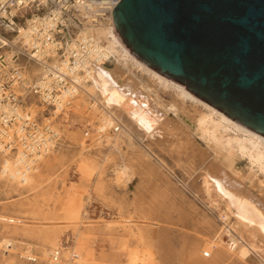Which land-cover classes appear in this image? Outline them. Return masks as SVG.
<instances>
[{"label": "bare ground", "instance_id": "obj_1", "mask_svg": "<svg viewBox=\"0 0 264 264\" xmlns=\"http://www.w3.org/2000/svg\"><path fill=\"white\" fill-rule=\"evenodd\" d=\"M18 28L19 33L14 31L10 39L0 36V65L17 70L20 80L12 85L13 98L23 117L31 122L43 106L32 102L22 107L20 103L43 74L45 63L35 56L40 61L36 63L24 35L27 29ZM82 33L91 34L114 58L112 67L85 74L84 85L66 108L84 116L87 125L96 130L91 136L77 137L76 171L84 186L67 187L70 196L62 212L43 211L40 202H44L46 193L41 177L59 143L40 148L27 168L19 160L20 134L6 129L7 137H0V195L6 199L19 197L12 205L19 215H0V264H27L32 259L36 264H91L92 254L84 242L93 233L94 223L86 216L84 206L92 199L116 212L115 220L107 224L134 242L135 255L138 249L146 251L153 264H242L244 257L254 252L260 253L264 263V189L253 179L257 171L264 174V137L139 61L122 44L110 21L98 25L86 21ZM47 53L51 63L60 62L54 48ZM20 55L28 58L17 68L15 62ZM44 122L51 125L55 142H59V133L65 131L63 125H54L50 119ZM116 125L120 130L113 133ZM229 130L240 136L223 141ZM195 136L207 139L209 151L201 148ZM85 139L93 140L87 146ZM7 141L14 142L15 152L3 149L1 144ZM146 141L150 145L144 144ZM105 142L109 151L102 153ZM151 144L174 155L176 164H165L151 151ZM235 150L248 156L257 170L252 171V167L245 175L238 172ZM92 151L96 156H91ZM114 153L121 159V165L114 169L115 185L125 186L140 179L131 201L112 196V188L103 179ZM198 165L200 173H196ZM174 168L193 176V184L200 180L201 199L197 198L216 214L217 220L177 187L166 173L172 174ZM66 230L74 236L70 246L62 242Z\"/></svg>", "mask_w": 264, "mask_h": 264}, {"label": "water", "instance_id": "obj_2", "mask_svg": "<svg viewBox=\"0 0 264 264\" xmlns=\"http://www.w3.org/2000/svg\"><path fill=\"white\" fill-rule=\"evenodd\" d=\"M112 17L139 61L264 137V0H120Z\"/></svg>", "mask_w": 264, "mask_h": 264}, {"label": "built area", "instance_id": "obj_3", "mask_svg": "<svg viewBox=\"0 0 264 264\" xmlns=\"http://www.w3.org/2000/svg\"><path fill=\"white\" fill-rule=\"evenodd\" d=\"M119 1L0 0L1 29L7 26L13 33H19L18 27L27 29L24 35L31 44L33 59H36L35 56L40 57L45 63L43 74L34 83L30 94L44 107L43 113L46 116L41 121L34 118L31 122L23 117L13 98L12 85L20 80L16 76L17 70L0 65V137H7L6 129L20 134L21 165L30 168L40 148L54 143L56 146V132L44 121L53 118L58 110V116L66 112L71 104L69 100L84 85L85 74L93 75L95 67L108 66L113 62L114 58L108 56L101 43L89 33L80 34V29L86 21L92 25L110 21L115 31L112 12ZM0 36L4 37L1 31ZM50 47L61 57L57 64L51 63L47 56ZM36 63L40 61L36 59ZM20 106L23 107V102ZM119 130L120 126L116 125L111 131L118 133ZM88 135L89 131L85 130L84 136ZM13 143L7 141L1 145L4 150L15 152L12 149ZM204 257L207 258L208 254L204 253ZM30 263H35V260H30Z\"/></svg>", "mask_w": 264, "mask_h": 264}, {"label": "rangeland", "instance_id": "obj_4", "mask_svg": "<svg viewBox=\"0 0 264 264\" xmlns=\"http://www.w3.org/2000/svg\"><path fill=\"white\" fill-rule=\"evenodd\" d=\"M3 36L10 39L14 33L8 28L4 27L1 29ZM26 55H20L19 59H17V68H21L19 64L26 63L27 60ZM109 67L113 66V63L108 64ZM30 89L28 88V95L20 97L23 102V107H27L32 102L36 105L38 103L34 99V97L30 94ZM20 96V95H19ZM43 107L38 110L37 115L35 116L36 120L41 121L46 116L43 113ZM63 115L58 116L56 119L51 118L54 125L60 123L63 125V129L65 130L60 134L59 142H57V150L52 156V160L49 163V167L43 171L41 181H42V189L46 193V197L44 198V202H40L41 208L43 211L54 212V214H58L64 210L66 206V198L70 196V191L67 189L68 186L72 184L77 186H84L83 181L79 178L77 174V153L79 151L80 141L77 137L84 136L85 130L89 131V134L93 135L96 130L93 126L87 125L88 123L85 121L86 118L82 115L76 114L72 111L66 110ZM169 117H173V114L170 113ZM57 129L58 127L55 126ZM59 130V129H58ZM60 131V130H59ZM238 137L240 134L234 130L227 131V135L222 139L225 141L228 137ZM201 148L209 151L207 147V139H203L202 137L195 136ZM83 139V138H82ZM86 140V139H85ZM93 140V139H92ZM92 140H86L85 144L88 146ZM144 144L150 145V142L146 141ZM85 145V146H86ZM152 145V144H151ZM225 150V149H224ZM102 153H107L109 151V147L106 142L101 147ZM151 151L159 156L165 164L169 167H172L176 164V157L169 156L168 154L159 151V149L152 145ZM226 151V150H225ZM236 159V170L242 174H246L252 167V171H256V166L252 165L249 161L248 156L241 155L237 150ZM91 156H96L95 152H90ZM55 158L56 160H54ZM60 159L61 161H59ZM59 162V163H58ZM121 165V159L117 153L113 154V163L106 168L105 174L103 175L104 181L112 188L111 194L116 198L124 197L125 200L131 201L134 193L139 188L140 179L136 178L129 184L125 186H117L114 183V169ZM172 174L166 171L168 175H171L173 182L176 183L177 187L183 189L188 192V199L194 201V203L202 210L206 211L208 215L217 220L216 214L207 208V206L201 202V197L199 196L200 192V184L197 181L193 180V176H188L182 173L181 169H175L172 171ZM201 172V166H197V172ZM259 173V174H258ZM256 180V185L262 189H264V174L260 171H257L256 176L253 177ZM191 184L192 189L191 190ZM92 189V187H91ZM255 190V189H252ZM259 195L260 193H256ZM196 195V196H194ZM199 197L200 199H198ZM18 196H13L11 198H3L0 195V215L3 216H12L18 217V213L15 211V207L12 205L17 203ZM30 198V196H29ZM4 206V207H3ZM84 212L86 216L94 223L93 233L87 235L85 238L84 245L92 254L91 264H153L154 261L150 259L148 253L143 249H138L136 251V255L133 253L134 251V242L129 238L125 237L120 229L110 227L107 222L115 220L116 212L113 209H108L103 207V205L97 200H89L87 206H84ZM82 231H85V228L82 227ZM1 232V231H0ZM74 236L72 231L66 230L62 234V242L65 246L72 245V241ZM176 245V240L173 241ZM204 251H207L206 249ZM203 251V252H204ZM204 256V254H203ZM245 262L242 264H264L260 258L259 252H254L249 254L248 257H244ZM27 264H36L26 262ZM177 264V263H176Z\"/></svg>", "mask_w": 264, "mask_h": 264}]
</instances>
